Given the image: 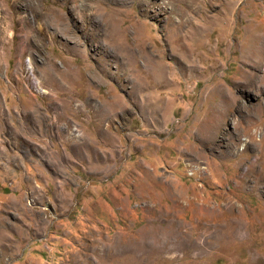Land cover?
<instances>
[{
    "label": "rangeland",
    "instance_id": "1",
    "mask_svg": "<svg viewBox=\"0 0 264 264\" xmlns=\"http://www.w3.org/2000/svg\"><path fill=\"white\" fill-rule=\"evenodd\" d=\"M0 264H264V0H0Z\"/></svg>",
    "mask_w": 264,
    "mask_h": 264
}]
</instances>
